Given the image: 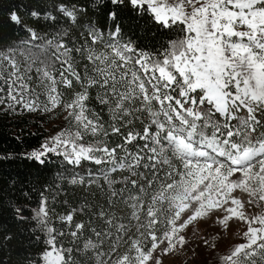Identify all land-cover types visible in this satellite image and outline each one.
Returning a JSON list of instances; mask_svg holds the SVG:
<instances>
[{
	"label": "snow or ice",
	"instance_id": "snow-or-ice-1",
	"mask_svg": "<svg viewBox=\"0 0 264 264\" xmlns=\"http://www.w3.org/2000/svg\"><path fill=\"white\" fill-rule=\"evenodd\" d=\"M24 113L0 264H264V0H0Z\"/></svg>",
	"mask_w": 264,
	"mask_h": 264
},
{
	"label": "trees",
	"instance_id": "trees-1",
	"mask_svg": "<svg viewBox=\"0 0 264 264\" xmlns=\"http://www.w3.org/2000/svg\"><path fill=\"white\" fill-rule=\"evenodd\" d=\"M43 123L44 121H42L38 116H35V114L30 115L28 113H24L22 118H5L0 116V146L4 145L6 142V134H10L13 129L17 132H19L21 128L34 131ZM25 140L28 144H35L37 142V138L31 135L26 136ZM17 165L19 166L5 165L0 168V187H3L6 181L24 177L31 179L33 182H36L37 180H43L52 183L55 181L59 162L57 161L56 164L51 165L50 171H42L39 176L37 175L35 169L26 168L25 166L19 164V162H17ZM17 173L20 175L17 176ZM206 259H210V257Z\"/></svg>",
	"mask_w": 264,
	"mask_h": 264
},
{
	"label": "rangeland",
	"instance_id": "rangeland-1",
	"mask_svg": "<svg viewBox=\"0 0 264 264\" xmlns=\"http://www.w3.org/2000/svg\"><path fill=\"white\" fill-rule=\"evenodd\" d=\"M206 258H209V257H205L203 255L200 256V259L203 260V259H206ZM184 257H180V260H183ZM188 264H192L191 260L188 261Z\"/></svg>",
	"mask_w": 264,
	"mask_h": 264
}]
</instances>
